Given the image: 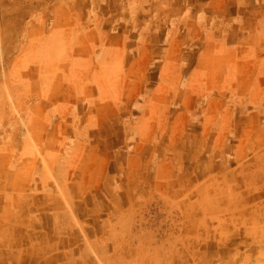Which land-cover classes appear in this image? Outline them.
I'll return each instance as SVG.
<instances>
[{
	"label": "rangeland",
	"instance_id": "rangeland-1",
	"mask_svg": "<svg viewBox=\"0 0 264 264\" xmlns=\"http://www.w3.org/2000/svg\"><path fill=\"white\" fill-rule=\"evenodd\" d=\"M133 4L0 0V259L264 264V89L208 120L189 74L162 92L146 73L134 84L133 62L161 65L139 53L164 26ZM204 43L176 42L169 64L191 67L183 52Z\"/></svg>",
	"mask_w": 264,
	"mask_h": 264
},
{
	"label": "crops",
	"instance_id": "crops-1",
	"mask_svg": "<svg viewBox=\"0 0 264 264\" xmlns=\"http://www.w3.org/2000/svg\"><path fill=\"white\" fill-rule=\"evenodd\" d=\"M133 2L130 7L134 10H144L145 14L142 16L141 12L136 13L135 18L144 21L148 19L151 20V25L164 26L163 36L157 32L145 35V41L156 43L153 42L149 49L140 50L139 53L140 57L145 58L143 62L155 59L158 55L164 57L161 65L152 74L151 67L141 65V62L138 64L133 62L127 69V77L133 79L134 84L139 82L142 85V74L146 73L147 77L149 74L151 79L155 80L153 88L162 92V89L169 88V84L171 89L178 88L182 74H189V91L199 88L201 92L209 94L206 102L208 112L202 115L203 119L208 120L215 119L209 111L221 99L231 100L235 97L239 102L259 103V98L251 94L264 89V0H133ZM196 37L199 40L204 38L205 43L197 50L193 51L189 46V49L183 52V57L196 58L193 65L189 67L187 63L169 64L175 43L193 41ZM164 40H167V48L163 49L158 42ZM145 51L149 52L145 54ZM192 78H195L194 82H198L196 85L191 83ZM95 88H99L97 82H89L83 90ZM219 90H226V95H222ZM237 90H243L242 95ZM199 93L197 91L192 99L181 100L182 114L185 110L195 113V108L203 102ZM225 116L228 115L222 114L221 120ZM191 117L194 118V115ZM243 127L248 128L247 125ZM2 246L4 248L5 244ZM65 259L63 261H66ZM14 262L24 264L21 258ZM0 264L8 262L0 259Z\"/></svg>",
	"mask_w": 264,
	"mask_h": 264
}]
</instances>
